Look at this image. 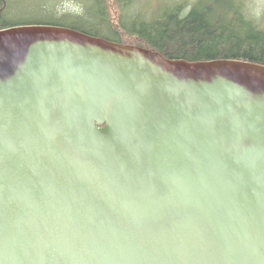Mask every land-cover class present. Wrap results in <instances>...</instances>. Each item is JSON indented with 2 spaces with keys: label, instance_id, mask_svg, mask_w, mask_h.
<instances>
[{
  "label": "water",
  "instance_id": "95a60500",
  "mask_svg": "<svg viewBox=\"0 0 264 264\" xmlns=\"http://www.w3.org/2000/svg\"><path fill=\"white\" fill-rule=\"evenodd\" d=\"M0 264H264V64L0 29Z\"/></svg>",
  "mask_w": 264,
  "mask_h": 264
},
{
  "label": "trees",
  "instance_id": "16d2710c",
  "mask_svg": "<svg viewBox=\"0 0 264 264\" xmlns=\"http://www.w3.org/2000/svg\"><path fill=\"white\" fill-rule=\"evenodd\" d=\"M134 1L96 0L97 12L101 17L98 25L82 24L79 18L83 16L69 13L60 16L61 22L47 20L39 23L64 25L91 35L140 45L157 50L171 59H241L264 64V32L245 15L244 4H230L222 8L218 7V3L224 0H212L211 3L196 0L186 14H182L184 5L181 4L172 12L148 20L140 14L131 16L127 11L126 8ZM116 3V7L122 8L125 17L119 14V10L113 13L112 7ZM6 7L7 0H0V29L29 24L10 21L4 14ZM87 14H90L88 10ZM112 17L120 19L116 21Z\"/></svg>",
  "mask_w": 264,
  "mask_h": 264
},
{
  "label": "rangeland",
  "instance_id": "374dc122",
  "mask_svg": "<svg viewBox=\"0 0 264 264\" xmlns=\"http://www.w3.org/2000/svg\"><path fill=\"white\" fill-rule=\"evenodd\" d=\"M195 1L196 0H135L134 3L126 9L132 14L131 16L140 14L142 18L153 20L155 16L157 17L164 13L174 11V9L178 8L177 6L181 4L184 5L182 14H186ZM206 1L211 3L212 0ZM230 4L234 6H241L244 4L243 11L245 15L252 19V21H255L259 26L258 28L264 32V0H224L223 3H218V7H229ZM96 5V0H7V7L4 10V14L10 21H14V23H39L46 22L47 20L61 22L60 16L69 13L73 16H83L79 18V22L93 26L98 25V21L101 18L100 14L97 12ZM116 6L117 3L112 7L113 13L119 10V14L121 13V15L124 16L122 8ZM87 10L90 14L85 15ZM112 18L116 21L120 19Z\"/></svg>",
  "mask_w": 264,
  "mask_h": 264
}]
</instances>
